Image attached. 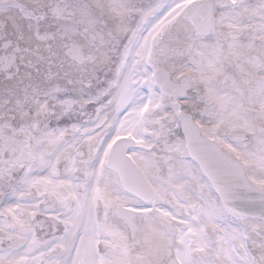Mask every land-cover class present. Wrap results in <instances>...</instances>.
Instances as JSON below:
<instances>
[{
    "label": "snow or ice",
    "instance_id": "snow-or-ice-1",
    "mask_svg": "<svg viewBox=\"0 0 264 264\" xmlns=\"http://www.w3.org/2000/svg\"><path fill=\"white\" fill-rule=\"evenodd\" d=\"M0 264H264V0H0Z\"/></svg>",
    "mask_w": 264,
    "mask_h": 264
}]
</instances>
